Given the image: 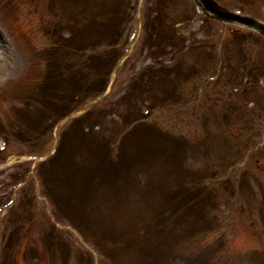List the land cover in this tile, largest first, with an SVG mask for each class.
I'll return each instance as SVG.
<instances>
[{"label": "rangeland", "instance_id": "1", "mask_svg": "<svg viewBox=\"0 0 264 264\" xmlns=\"http://www.w3.org/2000/svg\"><path fill=\"white\" fill-rule=\"evenodd\" d=\"M221 1L230 7L241 5L239 0ZM132 3L0 0V164L14 159L0 173V264H186L182 258L192 259L197 254L200 262L205 261L203 264H220L222 259L223 264H264V239L253 240L254 234L245 228L251 220L243 218H261L264 207H256L264 186L239 187L231 178L237 176L250 182L255 181L251 175L256 173L240 174L236 167L231 169L233 165L228 167L234 160H243L239 156L235 159L233 154L238 146L264 140L254 136L257 130L239 136L238 141L226 140L234 126L231 118L237 115L239 98L231 93L234 86L228 78L232 71L225 69L216 74L215 68L216 63L227 64V57L235 52L234 43L238 48L242 38L231 40L228 26L203 20L193 0H135L134 7ZM84 7H94L93 11L107 18L103 23H89L94 40L111 43L121 39L102 48L106 61L100 60L101 70L94 72L99 79L97 92L111 78L113 61L131 42L141 16L143 30L112 92L106 96L109 102L57 128V121L67 111L84 102L85 90L76 94L65 87V96L72 101L69 104V99L65 101L51 93L48 97L31 95L28 82L35 79V86L41 82L47 70L46 46L52 58L61 52L71 63L79 60L70 57L69 52L71 45H90L83 32L89 15ZM79 17L77 45L75 39L66 43L71 33L67 28L55 29L59 37L55 40L47 36V28L56 22L69 26ZM177 19L181 21L174 26ZM115 22L121 23L115 26ZM34 71L39 74L29 75ZM23 90L27 91L25 98L18 94ZM117 99L121 102L113 106ZM31 102L44 103L45 107L29 112L26 106ZM57 129L59 142L52 160L23 159L48 152ZM139 131L145 135L144 143H149L140 162L129 171L136 178L130 181L119 168L124 164V149L135 153L143 148L137 141ZM78 146L84 152H72L76 159H82L87 151L93 154L90 149L96 153L105 148L107 152L95 157L83 183L74 184L77 205L66 206L73 184H55L53 187L59 191L52 195L45 176L54 172L64 151L68 153ZM169 156L174 158L171 173ZM244 161L252 163V158ZM175 168L189 178L182 185ZM59 171L66 177L74 173L73 166H62ZM256 177L258 182L264 180V174ZM160 188H171L175 194L169 198V194L159 193ZM241 203L249 207L248 213H229L245 209ZM231 222L234 229H225L223 223L232 225ZM235 227L243 231L245 228L247 233L236 234L232 231ZM240 242H248L246 249L255 243L263 249L249 256V251L241 253L237 249ZM142 243L151 251L159 249V253L149 256L141 250L137 258L134 251L140 250Z\"/></svg>", "mask_w": 264, "mask_h": 264}]
</instances>
